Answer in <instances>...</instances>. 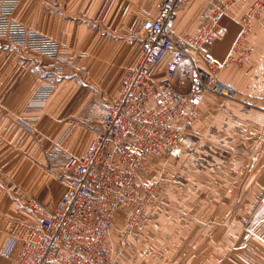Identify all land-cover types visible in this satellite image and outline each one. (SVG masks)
Returning a JSON list of instances; mask_svg holds the SVG:
<instances>
[{
    "label": "crops",
    "instance_id": "crops-1",
    "mask_svg": "<svg viewBox=\"0 0 264 264\" xmlns=\"http://www.w3.org/2000/svg\"><path fill=\"white\" fill-rule=\"evenodd\" d=\"M165 1L21 2L15 20L59 41L61 54L77 62L89 83L47 76L43 67L49 60L0 43V253L15 240L11 256H0V264H13L23 239L40 220L28 201L52 210L66 193L71 180L54 169L51 152L56 146L76 157L87 152L111 100L139 64L141 45L129 40V33L155 19ZM256 1L221 0L227 10L219 23L227 34L205 51L224 65L236 50L237 62L217 74L236 98L202 94L197 106L187 109L194 113L190 124L176 123L189 131L179 159L148 157L141 180L159 183L161 191L116 264H264V9L244 35L241 26ZM213 10L208 0H190L177 14L175 32L198 33ZM169 61L160 64L156 80L166 79ZM190 69L186 59L178 79ZM46 82L55 86L52 97L41 112H34L29 105ZM31 119L37 121L30 130L19 122ZM60 165L55 163L58 169ZM128 213L125 207L117 213L108 248L118 245ZM143 228L162 233L166 247H177V255L125 259ZM174 230L177 240L171 236Z\"/></svg>",
    "mask_w": 264,
    "mask_h": 264
},
{
    "label": "built area",
    "instance_id": "built-area-1",
    "mask_svg": "<svg viewBox=\"0 0 264 264\" xmlns=\"http://www.w3.org/2000/svg\"><path fill=\"white\" fill-rule=\"evenodd\" d=\"M23 0H0V43L30 52L50 61L43 67L47 75L58 78H89L77 67V62L61 54V43L15 20ZM214 7L209 19L194 35L181 36L175 30L180 8L190 0H166L155 19L146 20L139 32L128 39L141 45V57L136 68L123 81L122 90L111 100L103 116L101 130L82 157L64 152L56 146L50 154L55 170L71 180L66 193L52 209L35 200L30 209L40 216L31 227L13 264H116L117 256L140 228L148 206L157 200L159 183L151 185L141 180L148 157L163 155L178 159L188 137L187 126L202 94L210 93L234 100L237 93L222 84L217 74L237 61L231 57L224 65L216 64L205 47L227 34L219 20L227 6L221 0H208ZM264 9V0L256 1L241 20L243 35ZM242 35V36H243ZM243 39V37H241ZM193 56V57H192ZM169 58L164 81L155 78L160 64ZM201 59L205 67L197 64ZM186 59L191 69L186 78L178 79V70ZM54 84L40 87L29 108L41 112L52 97ZM36 119L19 121L26 130ZM60 163V169L55 163ZM128 208L122 237L115 252L108 248L114 219L121 208ZM15 240L11 239L0 256L10 257Z\"/></svg>",
    "mask_w": 264,
    "mask_h": 264
},
{
    "label": "rangeland",
    "instance_id": "rangeland-1",
    "mask_svg": "<svg viewBox=\"0 0 264 264\" xmlns=\"http://www.w3.org/2000/svg\"><path fill=\"white\" fill-rule=\"evenodd\" d=\"M1 45L6 48H9L4 43H1ZM163 158L168 159L167 157H163ZM158 233L160 232H153L152 229H150V231L148 232L145 228H143L140 231L138 238H136L135 240L136 243L133 244L131 249L128 248L127 250L128 253H126L125 259H168V257L174 258V256L177 255L178 252L177 247L174 249L173 248L170 249L166 247V244L163 242L162 233H160V235ZM177 235L178 232L175 230L174 233L173 232L171 233V236L176 240H177ZM164 238L166 239V236ZM116 247L112 249L114 252Z\"/></svg>",
    "mask_w": 264,
    "mask_h": 264
}]
</instances>
